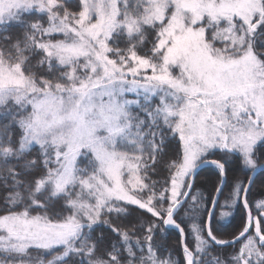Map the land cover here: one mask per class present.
Returning <instances> with one entry per match:
<instances>
[{"label": "snow or ice", "instance_id": "snow-or-ice-1", "mask_svg": "<svg viewBox=\"0 0 264 264\" xmlns=\"http://www.w3.org/2000/svg\"><path fill=\"white\" fill-rule=\"evenodd\" d=\"M0 264H264V0H0Z\"/></svg>", "mask_w": 264, "mask_h": 264}, {"label": "trees", "instance_id": "trees-1", "mask_svg": "<svg viewBox=\"0 0 264 264\" xmlns=\"http://www.w3.org/2000/svg\"><path fill=\"white\" fill-rule=\"evenodd\" d=\"M13 31H16V30L13 29ZM166 175H167L166 173L161 172V174L159 176L153 177V179L160 181L159 187L164 186L163 181H164ZM215 182H216V176H215V173L213 172V170L210 168L204 169L201 172V174L199 175V177L197 178L195 188L199 189L200 191L204 192L207 195L211 191L212 186ZM257 183H259V180L257 181ZM254 193H255V190H253V196H252L253 199L256 198ZM136 214L142 216V218H145V219L148 218L147 216H144L141 211H137ZM242 214H243V209L241 207L240 211L235 214V218L232 220L231 225L225 229L226 233H232L237 229V227L241 223ZM185 231L187 232V228L185 229ZM225 238H231V236H226ZM178 242H179V234L175 230H172V229L166 230V235L163 238V243L166 245L168 250L176 258L180 257ZM212 251H213V254H220L221 250L217 247V248H214ZM227 251L230 252L231 249H228ZM164 255H168V253L165 252Z\"/></svg>", "mask_w": 264, "mask_h": 264}]
</instances>
